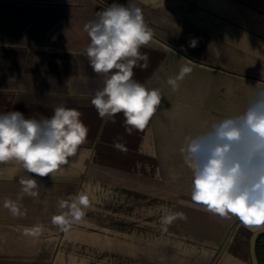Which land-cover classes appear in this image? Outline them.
<instances>
[{
	"label": "crops",
	"instance_id": "obj_1",
	"mask_svg": "<svg viewBox=\"0 0 264 264\" xmlns=\"http://www.w3.org/2000/svg\"><path fill=\"white\" fill-rule=\"evenodd\" d=\"M112 3L127 5L128 0H0V113L19 111L40 119L63 104L81 112L89 129L69 165L47 177L29 174L39 185L36 199L21 195L19 180L28 175L22 165L0 163V264H85V254L55 251L60 229L52 217L59 214L61 199L87 193L91 200L90 189L96 197L100 183L107 181L115 195L119 182H125L126 196L146 201L110 208L125 213V220L112 224L115 259L126 264H253L254 232L236 217L213 215L191 200L193 172L181 149L215 122L242 114L264 89V0H135L153 40L141 49L147 67L134 68L133 79L159 89L162 100L146 128L131 134L122 114L113 123L101 119L91 104L106 77L90 67L84 25ZM193 38L195 48L189 46ZM183 66L193 70L173 91L167 80ZM117 142L122 149L114 147ZM6 201L17 202L22 214L12 215ZM99 210L91 204L76 224L100 226ZM135 212L141 215L136 221ZM173 212L185 218L163 225L161 217ZM35 225L43 226L41 234L26 236L25 229ZM121 239L123 251L117 249ZM61 243L70 245V239L63 237ZM256 253L264 264V232L257 237Z\"/></svg>",
	"mask_w": 264,
	"mask_h": 264
},
{
	"label": "clouds",
	"instance_id": "obj_2",
	"mask_svg": "<svg viewBox=\"0 0 264 264\" xmlns=\"http://www.w3.org/2000/svg\"><path fill=\"white\" fill-rule=\"evenodd\" d=\"M84 31L90 38L86 48L90 67L106 77L91 104L101 119L113 123L122 114L128 134L143 131L160 107L162 95L159 89H148L133 79L134 68L147 67L148 56L141 49L153 40L142 10L135 0H128L127 5L112 3L98 11ZM189 46L195 48L197 40L193 38ZM192 70L183 66L167 80L173 91ZM81 115L63 104L40 119L25 118L19 111L0 113V163L15 161L28 174L19 180L21 195L39 196L38 182L29 174L47 177L77 155L89 131ZM114 147L122 149L119 142ZM181 152L193 172V202L221 218L236 217L254 233L264 231V89L251 97L242 114L215 122L208 132L188 138ZM5 207L14 216L22 214L17 202L6 201ZM90 207L87 193L69 194L59 201V214L52 217V224L66 232L83 221ZM178 218L185 217L173 212L161 217V222L167 226ZM42 231V225H35L24 234L36 237Z\"/></svg>",
	"mask_w": 264,
	"mask_h": 264
},
{
	"label": "rangeland",
	"instance_id": "obj_3",
	"mask_svg": "<svg viewBox=\"0 0 264 264\" xmlns=\"http://www.w3.org/2000/svg\"><path fill=\"white\" fill-rule=\"evenodd\" d=\"M111 182H101L102 190H97V195L93 194V189H90L92 192L91 195V204H95L98 207L102 208L101 214H96L99 221L101 222L100 226H96L94 224H89L87 229H83L79 227L76 223L72 225L70 230L68 231H58V243L57 250L55 251H65L68 250L72 252V254H82L86 256L87 261L85 264H126L127 262L124 259H115L113 257V249L115 248V233L116 230L113 229L112 224L113 222L118 220H125V213L118 211V213L111 212L110 208L113 207L116 209L117 207L121 208L123 205L134 204V206H141L146 201H143V197L135 196L133 199L129 198L125 195V182H119V190L117 195L113 192H110V184ZM96 189L97 186H95ZM133 202V203H132ZM93 210V209H91ZM121 210V209H120ZM91 215H95L93 212L89 213ZM141 216L140 212H135L134 220L136 221V217ZM133 231L134 237H139L140 234H136L135 230ZM122 236L125 234L121 233ZM69 238L70 245H63L60 244L62 238ZM86 240V244H81L79 241ZM136 251L138 246L135 244ZM117 249L119 251H123L125 249V242L121 240L117 243ZM79 264V263H77ZM82 264V263H80Z\"/></svg>",
	"mask_w": 264,
	"mask_h": 264
},
{
	"label": "water",
	"instance_id": "obj_4",
	"mask_svg": "<svg viewBox=\"0 0 264 264\" xmlns=\"http://www.w3.org/2000/svg\"><path fill=\"white\" fill-rule=\"evenodd\" d=\"M261 232H264V231H261ZM261 232L254 233L252 238H251L250 250H251V257H252L253 264H260L259 260H258V257H257V253H256V240H257L258 235Z\"/></svg>",
	"mask_w": 264,
	"mask_h": 264
}]
</instances>
